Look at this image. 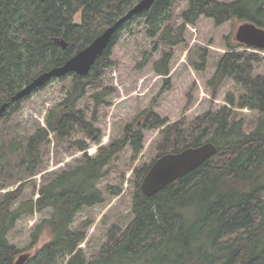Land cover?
Wrapping results in <instances>:
<instances>
[{
	"label": "trees",
	"instance_id": "1",
	"mask_svg": "<svg viewBox=\"0 0 264 264\" xmlns=\"http://www.w3.org/2000/svg\"><path fill=\"white\" fill-rule=\"evenodd\" d=\"M140 0H0V106L41 72L57 67L87 47L95 37L125 14ZM182 0H156L150 9L123 24L143 20L145 35L155 39L151 51L167 47L155 62L153 71L168 86L169 64L173 48L185 42L186 26L194 27L200 18L211 19L215 27L236 20L264 29V0H188L181 13L182 24L174 28L173 9ZM80 13L79 23L75 16ZM119 32V31H118ZM117 32V33H118ZM116 35L86 76L69 74L71 90L62 102L63 109L49 112L45 127L28 137L24 147L25 177H33L41 165V148L52 134L63 142L80 129L94 139L92 123H87L75 109L90 87H98L107 65ZM66 43L62 48L57 42ZM226 40L227 52L215 65L207 87L213 97L224 81L231 79L246 94L228 105L255 111L258 119L246 133L242 120L228 106L207 112L183 127L182 122L160 130L157 157L212 143L216 154L200 167L186 174L152 197L141 192V183L150 165L133 172V220L124 230L111 228L107 241L90 264H264V75L253 77L255 64L263 63L257 54ZM247 48V47H246ZM264 53V49H255ZM150 58L145 54V64ZM207 53L200 63L192 64L203 72ZM168 88V87H167ZM111 94L103 89L93 95L96 105ZM25 100V99H24ZM23 101V100H22ZM10 103L2 118L6 119L22 102ZM138 129L125 128L120 140L99 147L88 156L86 145L77 142L84 152L79 165L47 178L36 199L19 203L21 187L0 199V264H14L19 250L8 242L7 235L24 216L50 209L31 234L32 245L46 232L49 240L29 264H87L79 245L86 237L88 222L71 230L75 216L84 208L102 205L105 194L97 183L106 176V168L126 145L136 157L143 148L144 132L163 128L166 120L152 112L143 113ZM185 126V125H184ZM118 196L120 188L110 187ZM27 263V262H26ZM25 263V264H26Z\"/></svg>",
	"mask_w": 264,
	"mask_h": 264
},
{
	"label": "rangeland",
	"instance_id": "2",
	"mask_svg": "<svg viewBox=\"0 0 264 264\" xmlns=\"http://www.w3.org/2000/svg\"><path fill=\"white\" fill-rule=\"evenodd\" d=\"M218 1L230 3L237 0ZM187 3L188 0H182L175 4L172 27L177 28L182 24L181 13ZM74 20L79 23L80 13ZM240 24L232 20L215 27L211 19L200 18L194 27L186 26L185 42L173 48L168 86L162 76L154 73L153 66L169 48L159 45L155 52L151 51L155 39L145 35L143 20L128 23L122 30H118L100 78V86L88 88L75 107L87 123H92L94 139L77 128L63 142L56 141L50 134L41 148L40 168L30 178L25 177L23 167L26 141L38 128L45 127L49 112L63 109L62 102L71 90V77L67 75L53 79L21 100L18 108L6 119L0 118V199L5 193L20 187L21 197L13 208L21 202L36 199L38 190L47 178L79 165L84 152L92 157L99 147L120 140L125 128L138 129L144 120L143 113L152 112L166 120L163 128L144 132L143 148L136 157L129 145L117 154L107 166L106 176L97 183V188L105 194V202L93 208H84L76 214L70 225V229L75 230L83 223H89L79 249L84 253L87 264H90L107 241L109 230L115 226L124 230L133 220V172L143 165H150L157 157L160 130L177 122L187 127L196 118L209 111L216 112L224 106L231 108L237 119L242 120L246 133L253 128L258 114L231 107L227 102L231 97L237 101L244 96V89L228 79L218 89L216 97H213L206 85L214 74L217 61L227 52L226 40L236 43L234 36ZM242 51L257 54L263 59V63L254 65L252 73L253 77L263 76L264 53L246 47L237 49V52ZM204 52L207 53L204 71L196 72L192 64L200 63V56ZM145 54H149L150 58L142 65ZM103 89L111 90V94L102 104L96 105L92 97ZM77 142L86 145L84 152L77 149ZM110 187L120 188V194L111 195L112 190H107ZM51 213L52 210L47 209L33 216H24L7 235L8 242L19 250V255L30 254L26 264L35 259L40 247L49 240L48 234L44 232L39 236L38 243L32 245L31 234ZM66 261L67 258H64L59 264H65Z\"/></svg>",
	"mask_w": 264,
	"mask_h": 264
},
{
	"label": "water",
	"instance_id": "3",
	"mask_svg": "<svg viewBox=\"0 0 264 264\" xmlns=\"http://www.w3.org/2000/svg\"><path fill=\"white\" fill-rule=\"evenodd\" d=\"M155 1L140 0L135 3L112 26L107 27L100 35L95 37L87 47L77 52L62 65L38 74L11 97L10 103L23 100L53 79L63 78L69 74H75L77 76L88 75L91 67L107 49L120 27L134 16L150 9ZM234 39L236 43L248 48L264 49V29L252 23H241L237 27ZM57 43L62 48L66 46L63 40H58ZM10 103H4L0 106V118L8 109ZM215 154L216 147L212 143L207 142L198 147L186 148L177 153L160 156L151 164L143 177L141 183L142 194L146 197H152L178 179L200 167ZM29 258V253L18 255L14 264H25Z\"/></svg>",
	"mask_w": 264,
	"mask_h": 264
}]
</instances>
